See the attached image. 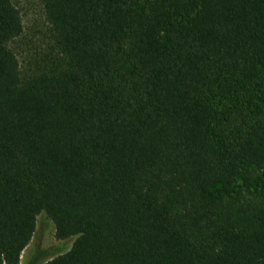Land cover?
Listing matches in <instances>:
<instances>
[{"label":"trees","instance_id":"obj_1","mask_svg":"<svg viewBox=\"0 0 264 264\" xmlns=\"http://www.w3.org/2000/svg\"><path fill=\"white\" fill-rule=\"evenodd\" d=\"M25 72L0 0V264H264V0H43Z\"/></svg>","mask_w":264,"mask_h":264},{"label":"rangeland","instance_id":"obj_2","mask_svg":"<svg viewBox=\"0 0 264 264\" xmlns=\"http://www.w3.org/2000/svg\"><path fill=\"white\" fill-rule=\"evenodd\" d=\"M21 11L23 32L12 42L21 66L30 71L47 55L55 54L51 26L46 19L43 0H14ZM75 237L58 239L55 224L45 213L38 216L35 233L21 255L20 264H43L67 251Z\"/></svg>","mask_w":264,"mask_h":264}]
</instances>
